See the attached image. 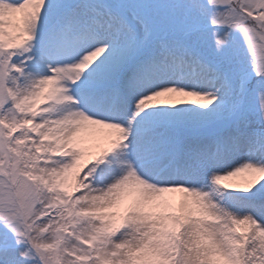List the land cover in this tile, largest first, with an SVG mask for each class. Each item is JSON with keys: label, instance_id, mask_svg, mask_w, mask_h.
Returning <instances> with one entry per match:
<instances>
[{"label": "snow or ice", "instance_id": "obj_1", "mask_svg": "<svg viewBox=\"0 0 264 264\" xmlns=\"http://www.w3.org/2000/svg\"><path fill=\"white\" fill-rule=\"evenodd\" d=\"M0 264H264V0H0Z\"/></svg>", "mask_w": 264, "mask_h": 264}]
</instances>
